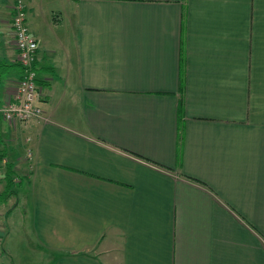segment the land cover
I'll return each instance as SVG.
<instances>
[{"label": "crops", "instance_id": "0c3cea01", "mask_svg": "<svg viewBox=\"0 0 264 264\" xmlns=\"http://www.w3.org/2000/svg\"><path fill=\"white\" fill-rule=\"evenodd\" d=\"M23 2L43 113L0 117V264H264V0Z\"/></svg>", "mask_w": 264, "mask_h": 264}, {"label": "built area", "instance_id": "2783aa9c", "mask_svg": "<svg viewBox=\"0 0 264 264\" xmlns=\"http://www.w3.org/2000/svg\"><path fill=\"white\" fill-rule=\"evenodd\" d=\"M11 25L22 76L13 100L0 106V117L6 121L28 122L40 118L43 111L38 101L36 69L39 44L30 32L23 0L13 1Z\"/></svg>", "mask_w": 264, "mask_h": 264}, {"label": "rangeland", "instance_id": "374dc122", "mask_svg": "<svg viewBox=\"0 0 264 264\" xmlns=\"http://www.w3.org/2000/svg\"><path fill=\"white\" fill-rule=\"evenodd\" d=\"M13 188L16 189V190L19 189L17 187V185L16 186L14 185ZM0 208H1V206H0ZM2 208H3V210L0 211V213H1L0 215L3 217V214H4L3 212H5V215H6V212H7L8 208H9V206H7V207L2 206ZM2 220L3 219L0 217V227L2 225V222H1ZM26 222H27V218H25V220H24V224H23L24 229H22V227H20V226L19 227H15L16 228V233L18 231H20L21 229L24 230L23 232H21L20 234H18V237H19L20 241L25 242L26 244L32 246L33 243H34V238L30 236V232L26 229L27 228V223Z\"/></svg>", "mask_w": 264, "mask_h": 264}, {"label": "trees", "instance_id": "16d2710c", "mask_svg": "<svg viewBox=\"0 0 264 264\" xmlns=\"http://www.w3.org/2000/svg\"><path fill=\"white\" fill-rule=\"evenodd\" d=\"M11 180H9V183L8 185L11 186V182H12V178L10 177ZM12 193L10 192V190H7L5 193H4V198H7L8 196H10Z\"/></svg>", "mask_w": 264, "mask_h": 264}]
</instances>
